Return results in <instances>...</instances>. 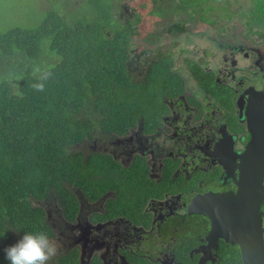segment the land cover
<instances>
[{"label": "trees", "instance_id": "obj_1", "mask_svg": "<svg viewBox=\"0 0 264 264\" xmlns=\"http://www.w3.org/2000/svg\"><path fill=\"white\" fill-rule=\"evenodd\" d=\"M115 1L64 0L63 13L50 9L35 26L0 30V74L22 76L14 88L0 77V264H10L5 249L24 232L52 238L47 215L73 220L81 196L104 202L112 212L102 218L140 210L149 167L138 154L123 165L120 149L130 130L156 131L167 111L162 98L184 82L163 57L133 53L134 36L153 41L140 37L142 18H115ZM190 70L215 93L211 74ZM50 264H79L77 246Z\"/></svg>", "mask_w": 264, "mask_h": 264}, {"label": "flooded vegetation", "instance_id": "obj_2", "mask_svg": "<svg viewBox=\"0 0 264 264\" xmlns=\"http://www.w3.org/2000/svg\"><path fill=\"white\" fill-rule=\"evenodd\" d=\"M200 1L224 5L237 14L236 33H229L228 26L216 33L222 30L225 38L233 41V37H239L240 42L219 43L212 33L197 34L195 42L202 44L190 46L185 55L180 53L182 59L176 67L179 72L186 69L193 88L186 89L187 81L180 72L184 92L173 96L174 100L162 98L167 111L160 115L156 131L168 138L175 149L164 150L165 157L156 173H150L145 158L148 181L134 218H102L112 212L104 202H88L82 196L73 220L62 214V218L47 215L54 232L52 238L67 240L59 250L77 246L79 264L90 263L95 257L102 264H246L241 244L231 241L237 230L250 240L244 242L248 264H264V170L262 178H255L259 176L260 163L251 160L247 164L248 156L244 155L251 139L256 151H264V0ZM150 2L148 13L138 14L142 0H116L114 16L126 25L139 17L143 24L146 20L152 26L149 36L155 38L160 35L154 27L158 19L186 5L180 6V0ZM206 9L212 11L214 6ZM249 9L259 10L257 13ZM250 13L257 14L252 17L256 26L251 19H245ZM180 18H167L171 20L167 34L177 38L185 33V20ZM209 18L213 17L206 11L188 17L191 23L207 25L211 24ZM215 18L217 23L222 21ZM155 40L158 47L161 37ZM190 67L213 76L215 93L200 88ZM132 158L123 153L119 160L127 165ZM168 160L172 165L167 166ZM224 195L233 201L222 200ZM252 222L255 237L242 230Z\"/></svg>", "mask_w": 264, "mask_h": 264}, {"label": "rangeland", "instance_id": "obj_3", "mask_svg": "<svg viewBox=\"0 0 264 264\" xmlns=\"http://www.w3.org/2000/svg\"><path fill=\"white\" fill-rule=\"evenodd\" d=\"M218 2L219 0H215ZM255 1V0H252ZM186 2V5L183 8L175 10L174 14H167L163 18H159L158 22L154 25L155 30L160 32L158 37H161L159 40V46H156V40L158 37L151 38L149 36L151 31V25L148 24L146 20H144V24L141 26V35L140 37L148 36L151 38L153 43H145V42H138V37L134 36V40H132V44L134 45L133 53H138L139 51H152L155 54H160V57L166 59V63L169 65L167 70L168 73L177 72L178 74L181 72L187 81L185 86L186 89L192 90L193 88V81L191 76L186 71V69L182 68L179 69L176 65L181 61L182 56L181 54H186L187 49L190 46L194 47V45H201L202 43L195 42V36L197 34L204 35L206 33H212L215 35V40L219 43L225 42L226 44H231L235 42L236 44L240 42L239 37H233V41L225 38L222 35V30L218 33L217 30L223 28L224 26H228L230 31L229 33H236V23H239V18L237 14L228 11L224 5H217V3L211 2H201L200 0H180V6H183V3ZM203 3V4H202ZM256 3V1H255ZM138 5V3H137ZM136 5V6H137ZM211 5L214 6V9L210 11L206 9ZM135 6V8H136ZM192 6V8H190ZM199 7V8H193ZM62 7V3L60 1H52V0H0V30H5L13 26H35L37 25L44 15L51 9V10H60ZM142 8L138 10V14H145L151 9V2L150 0H142ZM205 7V8H203ZM72 9V7H70ZM259 10V9H258ZM253 10H248L249 12H257ZM208 13L211 17L208 19V23H200L198 21L196 24L194 22L191 23V20L188 19L191 15L199 13V16L202 15L204 12ZM63 13V10H60ZM263 14V13H260ZM181 17L180 19L185 20V33L183 35H179L177 38L175 36L169 35L166 33L167 28L171 22L170 19L167 18H175V16ZM139 16V15H138ZM257 14L250 13L245 19L251 22L254 26L257 25L256 20L252 19V17H256ZM185 17V18H183ZM219 17L222 19L219 23H217V18ZM215 18V19H214ZM163 19V20H162ZM166 19V20H165ZM198 24V25H197ZM116 25L115 27H117ZM198 29V30H197ZM264 29V27H263ZM264 32V30H261ZM183 37V38H182ZM176 40L177 43L176 44ZM182 41V42H181ZM181 42V43H180ZM195 42V43H194ZM141 52V53H142ZM170 52L174 53L172 55ZM181 53V54H180ZM198 59L201 57L198 56ZM45 61V60H44ZM171 62V63H169ZM46 62H44L45 64ZM133 68H136L134 66ZM12 68H10L11 70ZM14 69V68H13ZM34 70V69H33ZM34 73H37L35 70ZM20 75V74H19ZM180 75V74H179ZM5 76L8 79L11 86L14 88L18 84L20 80L19 76H12L11 74L1 72L0 77ZM181 79V78H180ZM178 93L184 92V86L182 87V91H177ZM173 99V96L170 98ZM179 102V101H177ZM142 132L140 131L139 127H136L130 130L129 134L126 136V142L121 147L120 151L127 155L128 158H131L132 155L138 154L144 158H146L147 162L150 165V173L157 172L160 164V160L165 157L163 152L164 150L170 151L175 149L174 146L170 143V140L166 138L159 130L156 131L153 135L150 136H142ZM142 136V137H141ZM122 141V140H120ZM154 150V151H153ZM189 163V162H188ZM62 238V236H60ZM57 241V240H56ZM67 240L64 242L57 241L59 246H64Z\"/></svg>", "mask_w": 264, "mask_h": 264}, {"label": "clouds", "instance_id": "obj_4", "mask_svg": "<svg viewBox=\"0 0 264 264\" xmlns=\"http://www.w3.org/2000/svg\"><path fill=\"white\" fill-rule=\"evenodd\" d=\"M59 244L46 232H24L13 245L5 249L10 264H50L59 253Z\"/></svg>", "mask_w": 264, "mask_h": 264}, {"label": "water", "instance_id": "obj_5", "mask_svg": "<svg viewBox=\"0 0 264 264\" xmlns=\"http://www.w3.org/2000/svg\"><path fill=\"white\" fill-rule=\"evenodd\" d=\"M252 140L253 139L250 140L251 142L249 143V146H248V148L246 149V151L244 153V155L248 156V159H247L246 163L247 164H251L250 163L251 160H254V161L259 162L260 163V165L258 164V166H259V176L258 177H255V178H262L263 170H264V168H263L264 151L263 152L256 151L254 149L255 144H254V142ZM261 140H263V138H261ZM221 143L222 142H220L216 148H219L220 145H221ZM248 171H249V169H246L245 170V173H248ZM237 195L235 196V198L237 197ZM225 199H227V201H233V199L231 197H228L227 195H224L222 197V200H225ZM262 199L263 198H261V200H259V201H262ZM189 210L191 211V208H189ZM238 212H239V210L236 212V214ZM254 229H255V226H254V223L253 222L249 225L248 228L247 227H246V229H243L242 228L243 231H245L246 233H248L252 237H255L253 235V233H252L254 231ZM84 232L85 231H83L82 234ZM234 239H235V241H238L241 244L242 251H243V259L245 260V263L248 264V259H247V256L245 255V251H244V248L246 250V244L244 242L245 241H250V240L248 239V237H245L244 234H243V237H241V234H240V232L238 230H237V232L235 234V238H231V241L233 242ZM226 240H230V238L226 237ZM81 255H82V251L80 252V256ZM87 264H89V262ZM103 264H106V263L103 261Z\"/></svg>", "mask_w": 264, "mask_h": 264}, {"label": "bare ground", "instance_id": "obj_6", "mask_svg": "<svg viewBox=\"0 0 264 264\" xmlns=\"http://www.w3.org/2000/svg\"><path fill=\"white\" fill-rule=\"evenodd\" d=\"M252 192V191H251ZM243 193V192H242Z\"/></svg>", "mask_w": 264, "mask_h": 264}]
</instances>
